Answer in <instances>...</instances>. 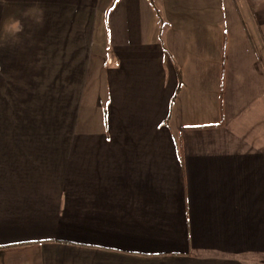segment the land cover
<instances>
[{"label":"crops","instance_id":"0c3cea01","mask_svg":"<svg viewBox=\"0 0 264 264\" xmlns=\"http://www.w3.org/2000/svg\"><path fill=\"white\" fill-rule=\"evenodd\" d=\"M0 264H264V0H0Z\"/></svg>","mask_w":264,"mask_h":264},{"label":"clouds","instance_id":"9594fccd","mask_svg":"<svg viewBox=\"0 0 264 264\" xmlns=\"http://www.w3.org/2000/svg\"><path fill=\"white\" fill-rule=\"evenodd\" d=\"M24 16L33 20L36 24L43 22V10L38 6H33L24 12ZM23 31V24L20 20L9 17L4 24L5 40L9 38L18 39V34Z\"/></svg>","mask_w":264,"mask_h":264},{"label":"rangeland","instance_id":"374dc122","mask_svg":"<svg viewBox=\"0 0 264 264\" xmlns=\"http://www.w3.org/2000/svg\"><path fill=\"white\" fill-rule=\"evenodd\" d=\"M193 105V104H192Z\"/></svg>","mask_w":264,"mask_h":264}]
</instances>
